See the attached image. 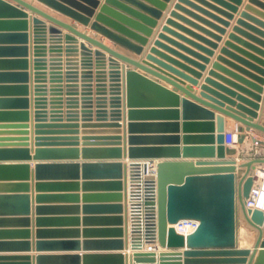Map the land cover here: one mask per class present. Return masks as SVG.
Segmentation results:
<instances>
[{
    "label": "water",
    "instance_id": "1",
    "mask_svg": "<svg viewBox=\"0 0 264 264\" xmlns=\"http://www.w3.org/2000/svg\"><path fill=\"white\" fill-rule=\"evenodd\" d=\"M13 1L17 4L0 0V122H28L30 119L29 15L24 8L35 10L42 17L60 23L80 38L111 55V112L112 116L117 117L110 121L99 120L94 123L47 119V27L40 18H32L35 41L34 155L32 148L26 143L27 139L18 140L24 143L0 145V190L8 189L18 194L31 192L34 171L33 188L36 195L33 201L38 216L35 228L37 251H117L121 253H112L111 256L120 260V264H125V257L128 259L126 264H264V209L246 205L252 189L257 184L258 171L264 170L261 167L264 157H252L240 162L227 157L237 154L238 149L225 144L224 117L230 116L237 122L236 144H244L250 137L253 144L264 145V140L250 133L256 130L264 134V124L256 121L260 116L259 101L262 98L264 83V29L257 24L247 23L244 19L238 20V25L234 27L235 33L230 34L231 41L226 42L221 55L213 64L214 68L209 71L208 77L201 85V98L171 75L146 63L147 61L142 62L121 53L78 31L72 25L61 23L24 0ZM41 1L86 26L91 22L93 8L99 4L98 0H85L90 6L77 8L60 0ZM151 1L162 4L156 0ZM195 1L228 17L231 15L222 8L236 10L234 4L240 3V0ZM252 1L264 9V3ZM180 2L201 9L191 1ZM132 3L157 13L141 2ZM118 5L123 13L104 6L115 18L106 20L114 31L102 27L97 22L92 23V28L101 31L118 44L140 53L142 47L131 38L139 42H144V38L132 29L147 33L148 30L136 19L149 23L152 20L137 9L122 3ZM178 8L182 7L176 5V9ZM211 16L226 23L216 15ZM173 23L171 19L168 20V24ZM50 30L54 31L53 28ZM168 30L170 31L168 27H164V31ZM237 33L243 34L249 41L240 39L235 35ZM160 37L168 39L164 33L160 34ZM168 40L178 44L172 39ZM233 40H238L250 51L238 47L232 43ZM157 45L165 47L160 41H156ZM81 47L85 48L84 45ZM228 48H234L244 57L232 53ZM151 53L180 65L196 78L201 76L199 72L162 53L156 47L151 49ZM176 54L196 64L180 53ZM96 55L99 56L100 51H96ZM228 57L235 61H230ZM147 59L198 84L196 79L178 73L165 61H159L152 55H148ZM114 60H121L133 66L129 70H126L125 65L123 67L124 93L120 83L122 71ZM224 63L229 64L234 71L224 67ZM68 74L73 76L71 74L74 73L70 71ZM139 86L163 95L174 104H144L136 95ZM178 91L186 93V96L181 98ZM122 94L129 108L127 144L121 135L122 125L119 121ZM226 104L227 108L224 107ZM99 116H102V111H99ZM79 125L83 128L100 127L99 130L104 131L98 133L101 134L99 136L83 137L82 149L79 148L77 135L65 137L63 140L71 142L67 145L52 143L60 137L50 134H77ZM81 154L84 161H73L78 160ZM33 156L37 160L69 158L71 161H39L32 169L28 161ZM124 158L131 159V163L125 162ZM139 159L157 160L156 194L146 201L144 236L148 242L157 240L158 245L166 250L159 253L141 250L142 226L132 222L130 240L134 253L127 255L122 251L129 246L128 176L129 171L132 172L137 166L133 160ZM62 171L71 177L51 178ZM80 191L84 192L82 196ZM21 196L28 199L27 195ZM81 197L83 203L80 205ZM55 199L66 201L68 205L50 204ZM26 205L28 207V204ZM55 210H70L75 215L82 213L83 226L98 227L100 229L97 232L104 235L86 236L81 239L82 231L79 225L66 227L49 224L58 221L55 217H47L48 213ZM240 218L246 226L258 233L252 246H239ZM185 219H195L199 222L198 227L187 236L178 233L173 227V224ZM31 220L28 213L0 215V250H31ZM73 220L79 222V218ZM93 232L96 231H85ZM54 256L58 255L39 253L35 258L42 264ZM65 257H73L76 262L79 258L77 255ZM33 258L29 254L0 255V263L32 264Z\"/></svg>",
    "mask_w": 264,
    "mask_h": 264
},
{
    "label": "crops",
    "instance_id": "2",
    "mask_svg": "<svg viewBox=\"0 0 264 264\" xmlns=\"http://www.w3.org/2000/svg\"><path fill=\"white\" fill-rule=\"evenodd\" d=\"M13 4H17L13 0H7ZM32 7L43 11L44 13L54 17L58 21L64 24L72 25L78 31L84 32L95 39H98L105 43L106 45L117 49L121 53H126L132 57H135L139 61L149 63L162 72H165L171 75L176 80L180 81L184 86L188 87L195 95L201 97V85L204 83V80L209 75V71L214 68L213 64L217 61V57L221 55L222 49L225 48L226 42L230 40V34L235 33L234 27L238 25L239 19H244L247 23L253 25H259L262 29H264V9L259 6L256 2L252 0H240V3L234 4L236 6V10H230L226 8L224 9L227 13L231 15L228 17L223 14H218L212 9L196 2L195 0H188L198 5L200 8H196L186 2H180V0H156L162 5H159L151 0H98L99 4L97 7L93 8V13L91 15V22L88 26L83 23L75 20L71 16L57 10L56 8L48 5L47 3L41 0H24ZM70 6H74L80 8V6L89 7L85 0H60ZM133 1H138L152 8L154 13L149 10L142 9L140 6L132 3ZM261 3H264V0H256ZM118 3H122L123 5H127L134 9H137L139 12L147 15L151 18L152 22H145L141 19H136L139 21L147 30V33L134 30L138 33L142 38H144V42H139L135 39H132L135 43L142 47V51L140 53L134 52L125 46H122L112 40L110 37L98 31L97 29L92 28V23L97 22L102 27H106L108 29H112L108 23L107 19H115L112 14L106 11L104 6L108 9H113L116 11H122L119 7ZM213 3V2H211ZM176 5H180L182 8L176 9ZM216 5V4H214ZM218 5V4H217ZM220 7V6H219ZM27 11L29 18V60H30V119L28 122H0V145L7 144H18L24 143V140L27 139V144L32 148V155H34L35 149V104H34V35H33V23L32 18L38 17L47 27L46 33V60H47V71L48 77L46 84L48 85V105L46 108V116L49 121L52 120H61V121H76L77 123H94L99 120L110 121L112 118H117L112 116L111 112V78H110V68H111V55L103 50H100L98 47L90 44L86 40L80 38L73 32H71L67 27L61 25L60 23L54 22L50 19L44 18L35 10H30L24 8ZM203 9V10H202ZM208 11V12H206ZM123 13V11H122ZM172 13H176L172 15ZM210 13V14H209ZM216 15L226 21V23L219 22L215 20L211 15ZM171 19L174 21L173 24H168V20ZM216 25V26H215ZM164 27H168L170 31H164ZM50 28H53L54 31H51ZM222 29V30H221ZM245 29V28H244ZM164 33L165 37L168 39H172L178 44L171 42L167 38H161L160 34ZM240 39H244L249 41L247 38L243 36V34H235ZM156 41H160L164 46L157 45ZM232 43L250 51L247 46L240 43L238 40H233ZM252 43V42H251ZM84 45L83 49L81 46ZM182 45V46H180ZM156 47L162 53L169 55L176 61L183 63L184 65L194 69L195 71L200 73V77L196 78L191 72L185 70L180 65L172 63L164 59L161 55L156 53H151V49ZM229 51L244 57L243 54L234 48H228ZM96 51H100V55H96ZM180 53L184 57L195 61L196 64H193L183 57L179 56ZM88 54V55H87ZM90 54V55H89ZM148 55H152L159 61H165L168 63L170 67L178 71V73H183L184 75H188L192 79H196L197 83L191 82L189 79H186L181 76V74H176L169 69L160 66L156 62H152L148 60ZM230 61H235L232 58H227ZM116 61V65L120 66V71H122V91H125L124 85V77H123V67L125 65L126 70L132 69L133 66L128 63H124L121 60ZM149 61V62H148ZM227 69L232 71L233 68L229 66V64H222ZM202 66V67H201ZM100 68V70H98ZM72 71L71 74L73 76H69V72ZM220 73L223 71L217 70ZM224 75H226L224 73ZM104 81V82H102ZM58 88V89H57ZM262 92H261V100L259 101L260 109L259 117L256 121L264 124V83L262 84ZM180 97L186 96V93L182 91H178ZM136 95L140 101L147 105H172L174 102L170 99L165 98L163 95L155 92L148 91L146 88L139 86L136 89ZM122 96L121 101V115L119 121L122 125L121 135L123 136L126 144L128 143L129 137V129H128V114L126 99L124 94ZM219 105V104H218ZM228 104L224 105V107H228ZM181 109V105H180ZM99 111H102V116H99ZM218 114L219 112L215 110ZM225 127L227 131H235L237 122L231 118L230 116L225 115ZM182 121V118L181 120ZM19 126H27L19 127ZM65 129V128H64ZM86 129V130H85ZM100 127H86L83 128L81 125L78 126L77 134H69V133H58V134H50L54 137H60L55 139V142H52L56 145H67L71 142L70 140H63L65 137L78 136L79 137V148L82 149L83 145V137L96 135L99 136L101 131ZM86 131V132H84ZM225 132V133H226ZM86 133V134H84ZM94 133V134H90ZM251 134L255 135L257 138L264 140V134L260 133L256 130H252ZM180 134H183V130L181 128ZM226 144V143H225ZM227 145V144H226ZM229 146V145H227ZM237 147L238 152L235 155L227 156L235 158L238 162L246 159H250L252 157H264V145L263 144H253L250 137H248L247 141L244 144H234L230 147ZM55 147H67V146H55ZM125 162H130L131 159L124 158ZM39 161H71L69 158H52L48 160H37L33 158L28 161L30 163L31 168L34 169V166ZM73 161H84L82 154L78 160ZM264 169V164L261 165ZM264 171V170H263ZM71 177L67 172H59L56 176H51V178L58 179H67ZM263 179L262 176H257L256 181H261ZM32 191L27 194L21 193H13L8 189L0 190V215H20V214H30L31 217V228H32V248L29 251H19V250H0V255H15V254H29L34 257L32 259V264H39L36 255L39 253H49L52 255H58L50 258L46 262L42 264H120V260L113 258L112 253H121L117 251L110 250H93V251H74V252H65V251H54V252H39L35 246V228H36V219L37 214L34 209V192L33 183H34V171H32ZM84 192L80 191V195L82 196ZM21 195H27L28 199H24ZM80 205L83 203V198L81 197ZM51 202L52 205H68L66 201H58L57 199ZM28 204V207L27 205ZM70 207V206H68ZM47 217H55L58 221L54 223H49L52 225H60V226H70V225H79L82 231L81 239H84L86 236H94L99 237L104 234L98 233V227H87L83 226L82 223V213L74 214L70 210H55L51 211L47 214ZM78 219L79 222L74 221L73 219ZM245 223L243 219L240 218V224ZM239 224V225H240ZM245 225V224H244ZM93 229L96 232L93 233H85L86 230ZM257 231L252 232L251 240L247 244H240V233H239V246L240 247H249L252 246L254 240L257 237ZM129 246L127 249L122 251L124 254L131 255L134 253L130 245V241L128 242ZM163 250V248H161ZM166 250V249H165ZM175 252V251H174ZM159 253V252H158ZM65 255H77L79 256L78 261L76 262L73 257H65ZM159 258V256L157 257ZM125 264L128 260L127 257L124 258ZM4 264V263H0ZM10 264V263H5ZM124 264V263H123Z\"/></svg>",
    "mask_w": 264,
    "mask_h": 264
},
{
    "label": "built area",
    "instance_id": "3",
    "mask_svg": "<svg viewBox=\"0 0 264 264\" xmlns=\"http://www.w3.org/2000/svg\"><path fill=\"white\" fill-rule=\"evenodd\" d=\"M235 131H227L225 133V143L232 146L236 143ZM137 166L129 171L128 185H127V206L129 217V241L131 234L132 222H136L142 226L143 230V247L141 250L149 252H160L161 247L158 245L157 240L148 242L144 236V228L146 221V201L156 194V174H157V160L155 159H139L133 160ZM128 163H131L128 162ZM257 184L251 191L250 197L246 201L247 207L254 208L256 205V197L258 195ZM199 225L195 219L180 220L178 223L173 224L176 231L184 236L192 233ZM156 239V238H155ZM133 250V249H132ZM134 252V251H133Z\"/></svg>",
    "mask_w": 264,
    "mask_h": 264
},
{
    "label": "bare ground",
    "instance_id": "4",
    "mask_svg": "<svg viewBox=\"0 0 264 264\" xmlns=\"http://www.w3.org/2000/svg\"><path fill=\"white\" fill-rule=\"evenodd\" d=\"M258 175L263 177L262 181L257 182L258 195L256 197V205L264 209V171H258ZM243 247V246H242ZM165 250V249H163Z\"/></svg>",
    "mask_w": 264,
    "mask_h": 264
},
{
    "label": "rangeland",
    "instance_id": "5",
    "mask_svg": "<svg viewBox=\"0 0 264 264\" xmlns=\"http://www.w3.org/2000/svg\"><path fill=\"white\" fill-rule=\"evenodd\" d=\"M257 182H259V181H257ZM254 231L255 230H251L248 226H246L244 224L242 225V223H241L239 225L240 244H247L251 240V235H252V232H254Z\"/></svg>",
    "mask_w": 264,
    "mask_h": 264
}]
</instances>
